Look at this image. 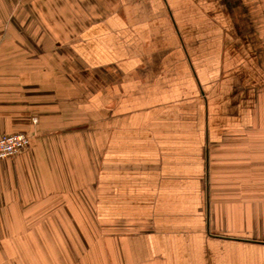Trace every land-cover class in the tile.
Returning <instances> with one entry per match:
<instances>
[{
  "label": "crops",
  "instance_id": "crops-1",
  "mask_svg": "<svg viewBox=\"0 0 264 264\" xmlns=\"http://www.w3.org/2000/svg\"><path fill=\"white\" fill-rule=\"evenodd\" d=\"M16 132L0 264H264V0H0Z\"/></svg>",
  "mask_w": 264,
  "mask_h": 264
},
{
  "label": "built area",
  "instance_id": "built-area-1",
  "mask_svg": "<svg viewBox=\"0 0 264 264\" xmlns=\"http://www.w3.org/2000/svg\"><path fill=\"white\" fill-rule=\"evenodd\" d=\"M35 121V119H34ZM30 135L27 132H16L0 136V160L15 157L30 143Z\"/></svg>",
  "mask_w": 264,
  "mask_h": 264
},
{
  "label": "rangeland",
  "instance_id": "rangeland-1",
  "mask_svg": "<svg viewBox=\"0 0 264 264\" xmlns=\"http://www.w3.org/2000/svg\"><path fill=\"white\" fill-rule=\"evenodd\" d=\"M34 119H35V121H34ZM34 119H33V122H34V123H37L38 118H37V117H34ZM30 137H31V136H30Z\"/></svg>",
  "mask_w": 264,
  "mask_h": 264
}]
</instances>
